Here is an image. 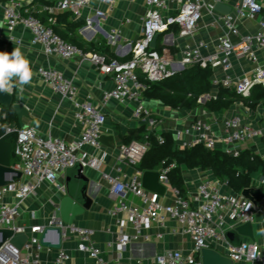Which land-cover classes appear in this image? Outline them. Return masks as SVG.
<instances>
[{
    "label": "built area",
    "instance_id": "1",
    "mask_svg": "<svg viewBox=\"0 0 264 264\" xmlns=\"http://www.w3.org/2000/svg\"><path fill=\"white\" fill-rule=\"evenodd\" d=\"M53 1L54 5L47 6L46 9L53 12L58 8L70 11L74 15L81 14L83 8L90 3V0ZM103 1L113 7L117 0ZM29 2L30 0H10L4 10L5 25L9 31L22 26L31 32L32 42L41 45L46 55L63 59L77 58L80 62L87 61L94 64L101 73L113 76L114 87L104 92L101 98L102 105L111 100L135 103L133 116L145 122L147 128L141 139L120 146L119 157L129 164L136 165L142 160L150 147L151 134H156L159 142L163 141L161 135L156 132L157 119L142 103L146 85L140 80L139 75L142 74L147 80L154 82L176 72L171 56L158 52L151 45L157 33L176 25L180 29L181 36H189L197 30L204 11L214 15L216 19L221 20L227 30L225 34L219 36L216 51L204 56L203 42L200 41L195 46L185 45L181 49V58L177 65L185 67L199 64L203 67L210 65L212 68L221 66L227 74L222 79L212 78V85L231 87L243 98L251 95L255 85L264 87V64H258L257 56V51L264 52V17L259 21L260 28L254 33H241L236 25V20L239 18L255 19L264 10L262 0H235L231 5V11L227 14L217 11L215 4L228 3L229 0H146L147 11L143 17L142 34L134 42L129 43L131 57L124 60L108 57L97 51H87L66 41L51 25L42 23L30 13L26 7ZM95 14L105 15L98 9ZM49 21L54 22L53 18ZM91 24L88 18L87 25L91 26ZM117 35L116 30L108 34L112 41ZM232 36H236L237 41H233ZM10 38L14 39L13 36ZM17 42L22 43L21 40ZM233 56H246L256 65L248 74L235 79L228 74L233 69ZM38 74L54 90L74 102L77 109L73 118L81 125L82 130L75 140L67 142L60 137H44L30 126L15 128L3 123L0 104V128L4 127L6 132L16 133L13 147L16 160L12 163V167L20 170L22 176L30 179L28 182L19 179L0 186V228H11L15 232H25L28 235L22 248L16 247L8 240L2 244L0 264H40L39 252L45 247L40 243V235L45 226L60 227L63 239H75L77 248L94 258L97 264H132L121 260L107 261L93 239L94 229L74 222L66 223L59 216H53L47 224L31 226L29 232L16 225V219L25 199L35 192L43 181H55L58 173L65 172L77 162H80L84 168L85 166L97 168L100 165V160L96 156L85 153L80 156V153L87 147L99 148L101 145L100 137L106 120L102 106L94 105L89 100L79 101L76 86L57 68L40 66ZM201 99L200 97L199 101ZM186 135L191 137L186 138ZM254 139L264 142V105L259 112L257 122L246 120L245 115L239 110L232 116L221 119L199 117L189 125L175 130V140L183 148L203 144L209 149L221 148L234 156L241 152L242 143ZM173 166L174 164L163 166L158 171L159 180L166 187L169 184L167 172ZM102 175L110 186L109 197L112 205L108 213L116 217L119 213L125 212L134 230L131 235L120 232L116 238V244L120 249L125 250L129 243L140 237L149 240V234L144 230L151 224L162 225L167 220H174L182 232L190 236L193 242L192 253L166 250L154 256L153 264H202L201 249L220 242L226 244L225 255L234 262L246 260L250 264H264V249L256 243L242 242L240 245H232L225 239L226 218L241 223L251 222L255 212L264 214V195L253 201L225 191L222 180L205 178L194 190L188 191L187 197L183 196L177 187L172 186L174 202L165 203L161 200L162 195L145 189L140 178L121 179L107 172H103ZM261 183H264V179H261ZM57 186L62 187L60 184ZM121 192L133 194L140 202L138 204L128 202L123 197H119ZM9 196L12 197L11 201L6 200ZM118 222L121 226L124 225L123 220ZM134 263L141 264V261L137 259ZM53 264L74 263L70 262V255L61 247L57 249Z\"/></svg>",
    "mask_w": 264,
    "mask_h": 264
},
{
    "label": "crops",
    "instance_id": "2",
    "mask_svg": "<svg viewBox=\"0 0 264 264\" xmlns=\"http://www.w3.org/2000/svg\"><path fill=\"white\" fill-rule=\"evenodd\" d=\"M262 1L264 3V0ZM9 2L10 0H0V51L10 53L14 47H20L29 59L34 75L31 83L12 91L15 93L18 89L19 102L26 108L27 115L22 116L21 123H19L18 115L12 106L9 107L10 110L8 111L6 109L8 107L2 106V120H8L4 124H12L15 128L30 126L44 137H60L67 142L75 140L80 135L81 125L73 118L77 107L73 101L62 96L39 76L38 68L40 66H50L60 70L76 86L78 100H89L94 105L102 106L106 116L102 135L111 136V139L105 142L101 141L99 148L87 147L80 153V156L83 153L96 156L100 160V165L97 168L85 166L84 174L90 180L89 191L93 201L89 209L76 216L74 223L95 230L93 239L101 248L102 255L107 261L121 260L135 264V260L140 259L141 264H153L154 256L166 250H179L184 254H191L193 242L189 235L182 232L174 220H167L162 225L151 224L149 228L144 230L149 234V240L140 237L129 243L125 250L117 246L116 238L120 232L131 235L134 230L127 220L125 212L119 213L116 217L108 213L112 205V200L109 197L110 186L102 174L107 172L117 175L121 179L132 177L142 179L143 170L138 168L139 163L132 165L122 160L119 157V149L123 144L141 139L145 133L143 129L147 126L145 122L134 118V102L121 103L111 100L102 105L101 98L104 92L114 87L113 76L101 73L94 64L87 61L80 62L77 58L63 59L58 56L46 55L41 45L32 42L31 32L22 26L9 31L4 19V10ZM234 2L235 0H229L228 3L233 5ZM53 5V0H30L26 7L32 15L44 24H47L46 22L53 18L54 22L51 24L59 30L60 36L68 39L67 41L75 45L80 44L81 46H78L87 51H97L122 60L131 57L129 43L134 42L141 36L143 17L147 11L146 0H117L113 7H110L103 0H90L89 5L83 8L79 15L58 8H55L53 12L46 9L47 6ZM97 9L103 11L105 15L97 16L95 14ZM262 17H264V11L255 19L239 18L236 20V25L241 33H254L260 28L259 21ZM88 18L92 22L91 26L87 25ZM113 30H116L118 35L112 41L108 34L112 33ZM179 30L178 26L173 25L168 30L160 32L155 46H153L158 52L171 56L176 72L184 68L177 64L181 58V49L185 45L195 46L201 41L205 44L202 48V54L208 56L216 51L219 36L227 32L221 20L216 19L214 15L208 14L206 11H204L203 18L194 34L181 36ZM10 36H13L14 39H10ZM231 38L233 41L238 39L236 36ZM17 40H21L22 43L19 44ZM257 56L258 64H264V52L257 51ZM232 61L233 69L228 74L235 79L248 74L256 65L246 56H233ZM226 74L221 66H217L213 68L212 78L222 79ZM139 75L144 77L142 74ZM219 86L213 85L211 93L201 96L200 102L204 103L210 97L216 96ZM142 103L151 110L153 117L158 121L157 134L169 133L173 137L174 147H181L175 140L176 129L189 125L199 117L221 119L232 116L239 110L245 115L246 120L257 122L264 100H260L255 107L237 100L228 109L209 111L203 106L188 108L166 105L159 99L151 97L145 89ZM185 137L190 138L191 135ZM8 140L14 147L15 137L13 134ZM245 149H250L264 159V142L262 140L254 139L242 143L241 151ZM161 169L162 166H158L155 170L159 171ZM181 175L186 191V194L182 195L185 197H187L188 191L194 190L198 183L205 178L222 180L224 181L223 188L225 191L243 196L242 190L235 191L227 184V181L216 177L211 168H189L182 165ZM261 179H264V177L260 169L251 172V184L245 188H251L250 193L253 197V189L260 186L264 187V183L260 184ZM29 180L25 176L21 178L23 182ZM65 181V172L58 173L55 181H43L40 187L25 199L16 219V225L25 228L26 232H29L31 226L47 224L50 218L59 216L58 204L66 193ZM57 184L62 187H58ZM172 186L175 185L169 180L165 193L161 196V200L165 203L174 202L175 197L171 192ZM119 197H123L130 203L138 204L140 202L136 196L129 192H121ZM6 200L11 201L12 197L9 196ZM118 220H123L124 225L121 226ZM239 224L241 222L227 217L225 228L229 229ZM251 224L255 238L251 240L249 237L244 236L243 242H253L264 249V214L255 212ZM62 247L70 255L71 263L97 264L94 258L77 248L75 239H63ZM212 247L223 254L226 253L225 243L220 242L212 245ZM56 253L57 249L55 248L43 247L39 252L40 264H53ZM234 264L250 263L241 260L234 262Z\"/></svg>",
    "mask_w": 264,
    "mask_h": 264
},
{
    "label": "trees",
    "instance_id": "3",
    "mask_svg": "<svg viewBox=\"0 0 264 264\" xmlns=\"http://www.w3.org/2000/svg\"><path fill=\"white\" fill-rule=\"evenodd\" d=\"M46 23L51 25L55 32L60 33L50 21ZM212 74L213 68L210 65L203 67L199 64H190L159 81H149L141 75L140 78L151 97L173 107L197 108L203 106L209 111H218L230 108L237 100L244 101L252 107H255L260 100H264V87L260 85H255L252 88L248 98L241 97L231 87L220 85L215 97L212 96L201 103L200 97L211 93ZM6 109L10 110L9 107ZM6 121L8 120L4 119L3 123ZM10 125L13 127L12 124ZM143 131L146 132V128ZM160 135L163 139L162 142H159L156 134H151L150 147L137 166L145 171L155 170L158 166L174 164L168 170L167 176L178 189L180 188L181 194H186L181 175L182 165L189 168H211L216 177L227 181V184L235 191H241L250 186L251 172L253 171L260 169L264 177V159L250 149L242 150L234 156L222 149L206 148L203 144H194L184 148L174 147L172 135L169 133ZM13 136L16 137V133H13ZM253 195L255 199H260L264 195V187L253 189Z\"/></svg>",
    "mask_w": 264,
    "mask_h": 264
},
{
    "label": "water",
    "instance_id": "4",
    "mask_svg": "<svg viewBox=\"0 0 264 264\" xmlns=\"http://www.w3.org/2000/svg\"><path fill=\"white\" fill-rule=\"evenodd\" d=\"M215 9L221 13L227 14L231 11V5L228 3L217 2ZM157 33L151 43L155 46ZM0 104L2 106L11 107L18 115L19 123L21 117L27 115L26 108L19 102L18 89L15 93H0ZM12 136V132H6L4 127L0 128V186L7 185L13 181L21 179L22 172L12 167V160L16 154L12 144L8 140ZM111 136L101 135L100 141L110 140ZM84 166L77 162L73 167L65 171V195L59 200L58 211L59 217L66 223H73L76 216L81 215L85 210L89 209L93 197L89 191L90 180L84 174ZM145 189L157 192L160 195L165 193L166 186L159 180V172L157 170H145L141 179ZM251 188H244L242 194L253 201L255 198L251 195ZM247 236L254 240L253 227L251 222H244L229 228L225 232V239L232 245H240L243 237ZM28 239L25 232H15L11 228H0V247L8 240L9 243L18 248H22ZM63 237L62 229L57 226H45L41 235V245L49 248L59 249L62 247ZM200 259L202 264H234V261L227 255L221 253L215 248L204 247L200 251Z\"/></svg>",
    "mask_w": 264,
    "mask_h": 264
},
{
    "label": "clouds",
    "instance_id": "5",
    "mask_svg": "<svg viewBox=\"0 0 264 264\" xmlns=\"http://www.w3.org/2000/svg\"><path fill=\"white\" fill-rule=\"evenodd\" d=\"M33 75L31 63L20 47H14L10 53L0 51V93H11L15 88H23L31 83Z\"/></svg>",
    "mask_w": 264,
    "mask_h": 264
},
{
    "label": "rangeland",
    "instance_id": "6",
    "mask_svg": "<svg viewBox=\"0 0 264 264\" xmlns=\"http://www.w3.org/2000/svg\"><path fill=\"white\" fill-rule=\"evenodd\" d=\"M16 160V158H13V161H15Z\"/></svg>",
    "mask_w": 264,
    "mask_h": 264
}]
</instances>
